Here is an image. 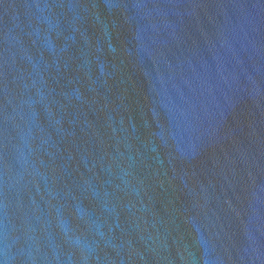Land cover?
<instances>
[{"label": "water", "instance_id": "water-1", "mask_svg": "<svg viewBox=\"0 0 264 264\" xmlns=\"http://www.w3.org/2000/svg\"><path fill=\"white\" fill-rule=\"evenodd\" d=\"M0 264H264V0H0Z\"/></svg>", "mask_w": 264, "mask_h": 264}]
</instances>
